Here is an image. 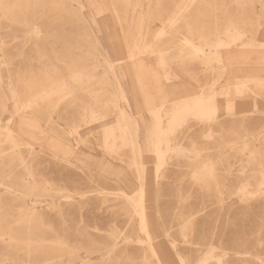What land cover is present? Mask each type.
Listing matches in <instances>:
<instances>
[{
  "label": "rangeland",
  "instance_id": "rangeland-1",
  "mask_svg": "<svg viewBox=\"0 0 264 264\" xmlns=\"http://www.w3.org/2000/svg\"><path fill=\"white\" fill-rule=\"evenodd\" d=\"M180 263L264 264V0H0V264Z\"/></svg>",
  "mask_w": 264,
  "mask_h": 264
},
{
  "label": "bare ground",
  "instance_id": "bare-ground-1",
  "mask_svg": "<svg viewBox=\"0 0 264 264\" xmlns=\"http://www.w3.org/2000/svg\"><path fill=\"white\" fill-rule=\"evenodd\" d=\"M102 23H104V22H102ZM107 23V22H106ZM104 25V24H103ZM103 28H105V27H103ZM133 29V28H132ZM106 30H109L108 28H106ZM106 33H108V32H106ZM111 33V32H110ZM110 33H109V35H110ZM132 33V32H131ZM130 34V33H129ZM105 36H107L106 34H105ZM108 37V36H107ZM106 37V38H107ZM108 38H111V37H108ZM109 42H110V39L108 40ZM113 41V40H112ZM111 41V42H112ZM114 42V41H113ZM227 42V41H226ZM229 43V42H228ZM111 44V43H110ZM115 44V43H114ZM221 45V44H220ZM116 50V49H115ZM226 54V53H225ZM253 55V54H252ZM119 64V63H118ZM111 65V64H110ZM116 66V65H115ZM111 67V66H110ZM112 68H113V66H112ZM115 68V67H114ZM113 68V69H114ZM115 70V69H114ZM118 70V69H117ZM119 71H120V69H119ZM125 72H118V75L119 76H121L120 78H121V81L123 82V84H124V86H125V84H126V76H125V74H124ZM118 75L117 74H114V77H115V79L117 80V83H119V81H120V79L118 78ZM139 80H140V77H139ZM137 81V80H136ZM120 84V83H119ZM119 84H117V85H119ZM138 85V84H137ZM124 86H118L119 88H118V91H119V93H120V95H121V98L123 99V101H125V104L127 103V104H129L130 103V101L132 100V103L134 104H136V98H135V93L133 92L134 90H131L130 92H127V91H124L123 90V88L122 87H124ZM139 86V85H138ZM140 86H141V88H143V81H141L140 80ZM140 90V89H139ZM142 92V91H141ZM128 93H130V96H131V98L129 97V95H128ZM168 96L169 95H165L163 98H162V103H165V101H167V99H168ZM142 98V97H141ZM144 98H145V100H146V103L147 104H145V109H146V107H147V111L153 116V118H155L154 117V115L152 114V109H153V106L152 107H148L149 106V104H148V102H149V100H148V98H147V96L145 97L144 96ZM143 99V98H142ZM179 99V98H178ZM191 99H192V97H191ZM179 100H181V99H179ZM190 100V99H189ZM185 102V101H184ZM206 103V102H205ZM166 104V103H165ZM207 104V103H206ZM127 106V105H126ZM136 106H137V104H136ZM196 106V105H195ZM197 109L199 108V109H201V107L200 106H198V107H196ZM174 109V108H173ZM206 109H208V107L206 108ZM176 110V109H175ZM188 110V109H187ZM195 110V109H194ZM190 111H193V110H190ZM196 111H198V110H196ZM196 111H195V113H196ZM208 111V110H207ZM210 111H212V109L210 110ZM133 112V111H132ZM188 112V111H187ZM182 113H183V111H182ZM198 113H199V111H198ZM204 113H205V111H204ZM184 114V113H183ZM191 114V113H190ZM189 114V115H190ZM194 114V113H193ZM122 115V114H121ZM120 115V116H121ZM198 115V114H197ZM186 116V115H185ZM15 117V116H14ZM124 117V116H123ZM176 117V116H175ZM124 119V118H123ZM156 119V118H155ZM154 119V122H153V125H152V129L150 128V129H148L146 132H147V135H146V139H145V149L146 150H148V149H151L149 152H151L153 155H155L157 158V160L159 159L158 158V150H157V145L158 144H163V145H165L166 143H167V141H166V139H165V137L163 138V137H161V138H158L159 137V134L161 135V133L159 132V129L157 128V120H155ZM170 119V118H169ZM24 120H25V118H24ZM171 120V119H170ZM23 123H24V121H23V119L21 120ZM167 121V120H166ZM8 122V121H7ZM170 122V121H169ZM126 123V122H125ZM133 123H134V121H133ZM125 126V125H124ZM36 127V126H35ZM127 128V127H126ZM128 130V129H127ZM134 132V131H133ZM29 135V134H28ZM41 135V134H40ZM130 137V136H129ZM128 137V138H129ZM166 146H168V145H166ZM140 153V152H139ZM82 157V156H81ZM153 157V156H152ZM153 159V158H152ZM146 171V170H145ZM153 174H154V172H153ZM124 175V174H123ZM123 175L121 176V178H123ZM125 176H127V175H125ZM145 177V176H144ZM146 178V177H145ZM118 179H120V178H117V180ZM124 180H125V177L123 178ZM122 179V180H123ZM154 179V178H153ZM124 180H123V182H124ZM121 182V181H120ZM148 182V181H147ZM122 183V182H121ZM126 183V182H125ZM125 183L123 184V185H125ZM127 187V186H126ZM130 188H131V186H130ZM137 190V189H136ZM146 190V189H145ZM138 195H139V198H138V208H139V210H140V212H141V216H142V218H146L145 216V214H144V200H145V196H144V192H143V190L142 189H140V191L138 192ZM147 197V196H146ZM142 222V221H141ZM143 223V222H142ZM151 232H149V236L151 235L150 234ZM152 238V237H151ZM210 256V255H209ZM207 258H208V256H206ZM180 264H182V263H180Z\"/></svg>",
  "mask_w": 264,
  "mask_h": 264
}]
</instances>
